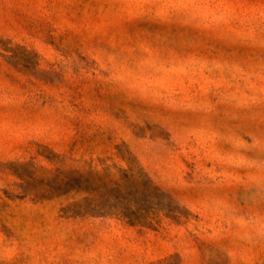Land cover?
<instances>
[{"label":"rangeland","instance_id":"rangeland-1","mask_svg":"<svg viewBox=\"0 0 264 264\" xmlns=\"http://www.w3.org/2000/svg\"><path fill=\"white\" fill-rule=\"evenodd\" d=\"M0 264H264V0H0Z\"/></svg>","mask_w":264,"mask_h":264},{"label":"trees","instance_id":"trees-1","mask_svg":"<svg viewBox=\"0 0 264 264\" xmlns=\"http://www.w3.org/2000/svg\"><path fill=\"white\" fill-rule=\"evenodd\" d=\"M148 184H149L148 182L144 183V187L148 188ZM130 186L132 187V185H130ZM132 195H133V191H132V189H130L129 196L132 197ZM128 201L130 202L131 200H128ZM125 210L127 213L123 212V215L126 217H131L133 213H128V209H125Z\"/></svg>","mask_w":264,"mask_h":264}]
</instances>
